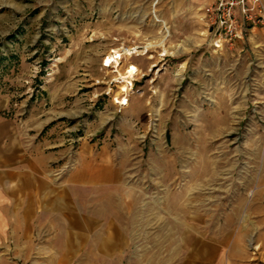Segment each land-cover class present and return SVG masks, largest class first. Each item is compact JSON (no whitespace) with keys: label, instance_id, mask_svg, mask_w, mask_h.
<instances>
[{"label":"rangeland","instance_id":"374dc122","mask_svg":"<svg viewBox=\"0 0 264 264\" xmlns=\"http://www.w3.org/2000/svg\"><path fill=\"white\" fill-rule=\"evenodd\" d=\"M162 7L0 0V120L25 144L61 143L56 176L82 143L108 147L126 174L105 213L121 240L109 253L87 244V212L106 215L80 189L77 244L65 195L61 219L32 220L30 243L23 214L3 215L0 264H194L199 239L220 253L202 264H264V26L215 47L202 6L174 31ZM113 49L119 72L136 71L128 102L105 64Z\"/></svg>","mask_w":264,"mask_h":264},{"label":"crops","instance_id":"0c3cea01","mask_svg":"<svg viewBox=\"0 0 264 264\" xmlns=\"http://www.w3.org/2000/svg\"><path fill=\"white\" fill-rule=\"evenodd\" d=\"M209 1L150 0V3L163 6L159 8V18L166 21L174 31L178 22L197 20L200 15L198 8ZM129 65L138 69L134 63ZM50 144L49 147L52 148L49 150H46L41 142L25 144L12 120H0V222L6 218L3 216L6 212L23 214L22 220L26 222L24 229L28 230V234L24 235V243H30L29 230L35 216H39L41 221L53 222L59 214L61 219L64 196L70 195L71 205L67 212L71 215H68L67 219L71 221V229L66 234V243L73 245L78 243L79 237L78 191H85L88 205L101 204L102 209L96 210L105 214L116 200L120 201L121 191L125 189V168L122 163H117L108 147L100 146L95 151L92 146L82 143L80 151L71 162L70 170L64 176H56L52 166L62 158L64 150L61 143ZM64 190H70V193ZM15 206L19 208L16 209ZM87 213V244L98 246V253L105 255L110 252L112 246L119 243L120 236L111 233L108 223L111 219L106 214L102 217L95 215V208ZM74 237L76 241H73ZM208 250L215 251V245L212 244L209 248L205 241L197 240L193 252L190 253V256L194 257V264H202L208 259V255L217 262L220 253L208 254Z\"/></svg>","mask_w":264,"mask_h":264},{"label":"built area","instance_id":"2783aa9c","mask_svg":"<svg viewBox=\"0 0 264 264\" xmlns=\"http://www.w3.org/2000/svg\"><path fill=\"white\" fill-rule=\"evenodd\" d=\"M201 13L215 47L240 39L250 26H264V0H210Z\"/></svg>","mask_w":264,"mask_h":264},{"label":"bare ground","instance_id":"6f19581e","mask_svg":"<svg viewBox=\"0 0 264 264\" xmlns=\"http://www.w3.org/2000/svg\"><path fill=\"white\" fill-rule=\"evenodd\" d=\"M118 51V50H117ZM116 50H111L107 56L105 57V64L106 65H110L112 67H114L115 71H117V75L115 77V79L119 82V86H120V94L119 96L125 101L128 102V99L126 97V92L129 90L131 84H132V78L134 77V75L136 74V71L134 69H129L127 68L124 72H119L118 71V66H119V59L117 58V56L115 55L116 53H118ZM123 52H125L126 54H130L131 49H125ZM121 54V53H120ZM114 71V70H113ZM116 81V82H117Z\"/></svg>","mask_w":264,"mask_h":264}]
</instances>
